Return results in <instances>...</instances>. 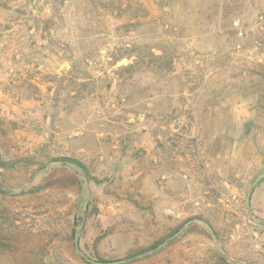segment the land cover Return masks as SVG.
Listing matches in <instances>:
<instances>
[{"label":"rangeland","instance_id":"rangeland-1","mask_svg":"<svg viewBox=\"0 0 264 264\" xmlns=\"http://www.w3.org/2000/svg\"><path fill=\"white\" fill-rule=\"evenodd\" d=\"M0 13V264H264V0Z\"/></svg>","mask_w":264,"mask_h":264},{"label":"water","instance_id":"water-1","mask_svg":"<svg viewBox=\"0 0 264 264\" xmlns=\"http://www.w3.org/2000/svg\"><path fill=\"white\" fill-rule=\"evenodd\" d=\"M55 164H59V163H55ZM48 169H49V167H48L47 169H45L44 172H46ZM263 178H264V174H261V175L258 177V179L256 180L255 185H256L261 179H263ZM84 180H85V183H87V180H86L85 177H84ZM30 184H31V183H30ZM30 184H29V185H30ZM29 185H27V187H28ZM20 192H21V191L14 192L13 194H18V193H20ZM87 204H88V201L85 203V206H84V212L86 211ZM194 222L202 223L203 225H205V226L209 229V231L212 233V236H213L214 241H215L216 243H218V238H217V236H216V234H215V232H214L213 227L210 225V223H208V222H206V221H204L203 219H200V218H195V219H192V220L188 221V222L184 225V227H183V228L177 233L176 237L179 236V235L183 232V230H184L186 227H188L189 225H191V224L194 223ZM166 244H167V243H166ZM166 244H165V245H166ZM165 245H164V246H165ZM75 246H76V251H77V253H78L81 257H83V258L85 259V257L82 255V253H81V251H80V248H79V233L76 234V238H75ZM87 261H88L89 263H91V264H122V263H125V262H126V260H123V261H114V262H97V261H93V260H87Z\"/></svg>","mask_w":264,"mask_h":264},{"label":"trees","instance_id":"trees-1","mask_svg":"<svg viewBox=\"0 0 264 264\" xmlns=\"http://www.w3.org/2000/svg\"><path fill=\"white\" fill-rule=\"evenodd\" d=\"M56 161H62V162H65L66 164L71 163V162L74 163L73 161H71L69 159H58ZM78 168L85 170L83 165H78ZM221 260L224 261V258L221 257Z\"/></svg>","mask_w":264,"mask_h":264},{"label":"crops","instance_id":"crops-1","mask_svg":"<svg viewBox=\"0 0 264 264\" xmlns=\"http://www.w3.org/2000/svg\"><path fill=\"white\" fill-rule=\"evenodd\" d=\"M1 15H4V14L0 13V17H1Z\"/></svg>","mask_w":264,"mask_h":264}]
</instances>
